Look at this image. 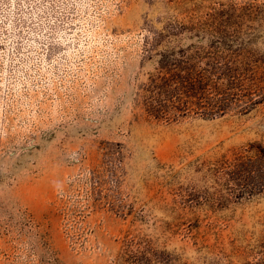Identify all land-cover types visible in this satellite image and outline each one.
<instances>
[{
	"label": "rangeland",
	"instance_id": "rangeland-1",
	"mask_svg": "<svg viewBox=\"0 0 264 264\" xmlns=\"http://www.w3.org/2000/svg\"><path fill=\"white\" fill-rule=\"evenodd\" d=\"M230 3L264 76V0H0V264H114L131 235L176 264L257 260L264 195L177 203L173 171L264 144V103L169 123L140 104L158 52Z\"/></svg>",
	"mask_w": 264,
	"mask_h": 264
},
{
	"label": "trees",
	"instance_id": "trees-1",
	"mask_svg": "<svg viewBox=\"0 0 264 264\" xmlns=\"http://www.w3.org/2000/svg\"><path fill=\"white\" fill-rule=\"evenodd\" d=\"M204 31L207 41L173 44L158 52L157 64L140 87V104L150 117L175 122L185 117L218 116L232 110L245 113L264 103V76L259 54L248 46L241 11L235 3L214 11ZM198 35V34H197ZM204 37V36H200ZM248 37V36H247ZM191 181H177L173 171L175 202L225 207L264 195V144L254 139L231 147L214 158L195 159ZM264 264V235L252 249ZM167 248L150 239L127 236L114 264H176Z\"/></svg>",
	"mask_w": 264,
	"mask_h": 264
}]
</instances>
